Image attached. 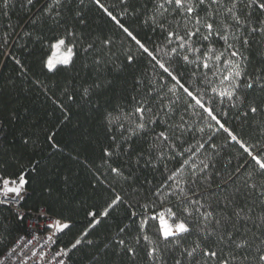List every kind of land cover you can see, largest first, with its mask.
I'll return each mask as SVG.
<instances>
[{
  "label": "trees",
  "instance_id": "trees-1",
  "mask_svg": "<svg viewBox=\"0 0 264 264\" xmlns=\"http://www.w3.org/2000/svg\"><path fill=\"white\" fill-rule=\"evenodd\" d=\"M246 4L247 0H239L240 15L244 17L249 11L252 15L239 35L247 36L250 46L241 48L247 59L237 60L254 80L264 77V34L259 31L264 13L254 7L248 9ZM227 7H231V0H222L217 18L231 23ZM105 8L145 43L156 60L169 68L205 107L212 109L240 143L232 140L156 60L144 53ZM154 9V0H100L99 4L96 0H61L59 6L55 0H34L33 4L8 0L7 5L0 0V174L10 180L25 176L26 210L45 211L70 224L57 241L70 264H176L177 260L181 264H204L199 250L194 259L186 255L185 250L196 243L222 251L225 258L232 252L236 256L233 264H258V256L264 252V223L260 220L264 216V197L259 194L264 177L245 148L264 159V89L256 86L234 90L230 100L228 82H222L228 69L223 65H218L219 72L215 67L205 69L197 63H186L183 50L178 55L171 53L176 41L169 44L166 33L152 24ZM252 27L258 30L251 32ZM66 30L75 33L73 64L49 71L45 65L53 54L51 44ZM105 40L110 43L105 44ZM212 43L222 50V41L214 38ZM89 44L93 48L85 52ZM128 56L133 57L131 63ZM133 96L147 100L148 106L160 113L161 122L149 126L155 132L166 127L163 120L173 126L169 135L176 146L153 149L155 167H145L144 158L135 165L132 154L104 155V149L113 145L105 115L117 106L130 111V105L135 104ZM250 107L258 111L252 113ZM133 140L136 150L148 153L151 133ZM158 151L164 155L158 156ZM184 160L189 161L183 166L185 176L195 166L203 167V161L209 165V176L228 181L229 195L240 189L236 202L245 211L251 208V219L239 222L234 238L238 242L246 240L249 247L237 250L216 238L205 239L197 231L165 243L157 237L156 221L140 229L144 216L169 206L167 199L161 204L163 198L152 193ZM111 167H120L124 176L131 175L132 179L116 176ZM253 184L256 190L251 189ZM116 196H121L123 202L108 209ZM205 199L215 209V199ZM105 209L107 216L101 215ZM89 212H95V219L100 221L94 227ZM24 228L25 220H18L9 208L0 207V256ZM142 235H148L152 243L141 238L137 244L136 238ZM77 239L82 242L73 248ZM119 239L135 249V257L116 243ZM157 245L154 260L147 253Z\"/></svg>",
  "mask_w": 264,
  "mask_h": 264
},
{
  "label": "snow or ice",
  "instance_id": "snow-or-ice-1",
  "mask_svg": "<svg viewBox=\"0 0 264 264\" xmlns=\"http://www.w3.org/2000/svg\"><path fill=\"white\" fill-rule=\"evenodd\" d=\"M61 0H55L57 6L60 5ZM82 2V0H81ZM100 0H96L99 4ZM239 0H231V7L226 8V13L231 23L226 19H218L221 15L220 8L222 6V0H154L155 9L154 14L151 17L152 24L158 27L162 32L166 33V39L171 44L173 40L176 41V46L170 49L171 53L179 54V50H183L186 54L182 59L186 63H197L198 66H202L205 69L211 70L215 67L216 71H220L218 65H223L228 69L226 75L223 76V81L228 82L230 91L227 93L228 98H233V91L241 88L253 89L256 86L264 89V77L257 76L254 80L247 75L246 70L243 69L238 62L240 60L247 59L243 56L241 48L250 46V40L247 36L241 37L239 35L242 27L248 21V17L252 15L251 11L246 16L242 17L238 11ZM28 4H33L34 0H27ZM3 4L7 5L8 0H3ZM213 6H216L215 8ZM103 8V5H100ZM246 8H256L260 12L264 13V0H247ZM203 10V15H201ZM108 16L129 36L135 43L143 50L148 56L156 60L153 52L142 43L133 33L125 27L120 21L112 15L111 12L105 8ZM59 15V13H57ZM77 15H80L77 13ZM167 16H172L173 19L168 20ZM179 16V19L176 17ZM83 23V20H81ZM262 27L259 31L264 34V20L260 21ZM174 24V26H173ZM258 29L252 27L251 32H256ZM75 33L71 31L65 32L63 37H57L55 43L51 44V48L54 49L53 55L46 61V67L49 71H54L58 66L68 67L73 64L75 52ZM218 39L223 42L222 50H218L212 43L213 39ZM204 42H209L207 45ZM105 44H109L110 41L105 40ZM239 45V47H238ZM93 45L89 44L84 49L87 52L92 49ZM61 49H64L61 52ZM190 57H194L191 59ZM129 63L133 61V57H127ZM213 61L210 64L208 61ZM160 68H162L177 84L183 88L184 92L188 96L192 97L196 104L203 108L208 115L216 120V123L228 135L232 140H237V137L220 122L214 115L213 110L205 107L200 99L189 91L185 87L180 79L173 75L169 68L165 67L163 63L156 60ZM100 63L99 60L96 61ZM215 74V73H214ZM139 83V81H138ZM99 86V85H97ZM215 91V89H213ZM85 96L88 95V89L84 90ZM135 101L134 105H130V111L125 112L123 108L117 106L113 112H109L105 115L107 121L105 127L112 133L111 139L113 145L110 148L104 149V155L106 157H113L117 153L123 152L125 155L132 154V159L135 165H140L141 158H144V166L149 165L155 167L152 152L153 149H159L161 146L168 148L175 147L172 142V136L169 135L172 125L167 124V120L162 122L166 127L155 132L154 128H150V125H156L161 122L160 113L154 112L151 107L148 106V101L143 98L137 99L132 97ZM162 111V109H161ZM250 112L256 113L258 109L256 107H250ZM247 114V113H246ZM245 114V115H246ZM151 133V144L146 154L143 150H136L133 137L140 138ZM174 134V133H173ZM52 139V137H49ZM176 139H180L179 136ZM158 142V143H157ZM55 146V145H54ZM243 147V144H241ZM185 151H190L185 149ZM249 156L259 166V175L264 177V159L260 158V154L253 155L251 151L245 148ZM183 153H181L182 155ZM163 151H158V156H163ZM188 160H184L181 166L173 171L168 172L167 176L156 187L152 193L153 196L163 198L160 203L163 204L164 200H168L169 206L164 211L156 212L151 215H146L140 220L139 227L143 231L149 224V221H156L158 224L157 237L165 243H172L173 241H179L186 235L191 234L193 231H197L203 234L205 239L216 238L220 243L227 242L230 245H234L237 250L249 247L246 240H240L239 242L234 238L235 233L239 231L238 224L242 220H249L251 216V208L245 211V208L236 202V197L240 194V189L237 188L229 195L227 193L228 181H217L207 174L209 165L201 161L203 167L195 166L187 176L184 175V164H188ZM166 167V166H165ZM111 172L116 176L123 177L125 180L132 179V176H124L120 167H111ZM2 179L4 185V193H15L20 195L21 189L26 183L25 176L20 174L17 180H12V184H17L15 187H9L10 180L6 178ZM231 179V178H230ZM150 183V181H149ZM245 187H249L245 185ZM251 189L256 190L257 185L250 186ZM223 194L222 196L220 194ZM259 194L264 197V183L260 185ZM215 199V209L211 203H207L206 199ZM123 198L116 196L112 202L108 205V209L113 208L114 205L122 203ZM155 203V202H153ZM264 203V200H262ZM207 204V206H206ZM222 205V206H221ZM145 209L148 205H143ZM175 209V210H174ZM218 209V210H217ZM89 216L93 217L95 224L100 223L98 219H95L96 213L89 212ZM103 216L108 215V210L105 209ZM132 215H136L135 212ZM262 223H264V216L260 217ZM56 227L63 231L70 228V224L67 222L56 221ZM121 232L124 231L122 228ZM86 234V233H85ZM141 238L145 241L152 243L151 238L148 235L138 236L136 243H140ZM81 239H77L72 245L75 248L81 244ZM91 243V241H88ZM118 245L125 246L128 253L133 257L136 255V251L133 247L127 246L125 240L119 239L116 241ZM158 245L152 247L148 251V256L154 260L157 258ZM204 260V264H209V261H214L216 264H233L236 260V256L230 252L228 257L225 258L222 251L213 250L210 247H202L200 243H196L191 250H185L187 257L195 258L198 254ZM243 259H247L244 257ZM176 264H181L179 260ZM258 264H264V252L258 256Z\"/></svg>",
  "mask_w": 264,
  "mask_h": 264
},
{
  "label": "built area",
  "instance_id": "built-area-1",
  "mask_svg": "<svg viewBox=\"0 0 264 264\" xmlns=\"http://www.w3.org/2000/svg\"><path fill=\"white\" fill-rule=\"evenodd\" d=\"M3 125L0 123V144ZM0 178H3L0 174ZM18 184V183H17ZM11 180L9 187H15ZM27 198L25 189L20 195L4 193V185L0 179V207H7L18 220H25V228L20 235L0 256V264H70L67 254L57 245L60 231L56 221L65 222L45 211H28L23 207Z\"/></svg>",
  "mask_w": 264,
  "mask_h": 264
},
{
  "label": "bare ground",
  "instance_id": "bare-ground-1",
  "mask_svg": "<svg viewBox=\"0 0 264 264\" xmlns=\"http://www.w3.org/2000/svg\"><path fill=\"white\" fill-rule=\"evenodd\" d=\"M10 180V179H9ZM12 181V180H11ZM18 183V182H17ZM26 192V191H25ZM27 196H28V193L26 192ZM64 231V230H63ZM19 236V235H18ZM17 239V238H16Z\"/></svg>",
  "mask_w": 264,
  "mask_h": 264
},
{
  "label": "rangeland",
  "instance_id": "rangeland-1",
  "mask_svg": "<svg viewBox=\"0 0 264 264\" xmlns=\"http://www.w3.org/2000/svg\"><path fill=\"white\" fill-rule=\"evenodd\" d=\"M64 51V49H61V52H63ZM53 52H54V49H53ZM53 55V54H52Z\"/></svg>",
  "mask_w": 264,
  "mask_h": 264
}]
</instances>
